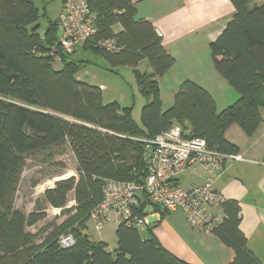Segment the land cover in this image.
I'll return each instance as SVG.
<instances>
[{
	"label": "trees",
	"instance_id": "obj_1",
	"mask_svg": "<svg viewBox=\"0 0 264 264\" xmlns=\"http://www.w3.org/2000/svg\"><path fill=\"white\" fill-rule=\"evenodd\" d=\"M234 13L210 44L215 69L239 93L238 99L217 111L211 95L184 80L173 94V104L161 111L158 78L174 63L152 23L135 18L131 0H89L97 32L93 39L114 38L120 50L97 49L112 67L133 68L146 99L138 125L132 107L117 101L103 103L98 86L78 80L81 61L61 53L62 66L50 51L58 38L56 20L41 29L34 0H0V264H190L166 250L152 234L143 238L135 228L117 224V246L92 240L85 232L89 212L102 198V180L142 182L146 173L145 142L178 124L187 138L201 137L211 148L226 153L236 149L224 138L236 123L251 135L261 122L264 107V0H230ZM260 1L261 3H259ZM120 30L114 31L113 26ZM72 54V53H71ZM146 59L151 73L134 68ZM67 144L76 176L58 179L25 213L14 205L15 193L27 155ZM264 161V153L262 156ZM72 194L73 206H67ZM147 205L140 204L141 210ZM224 219L214 234L233 251L230 264H262L247 248L239 229L240 208L235 200L222 202ZM67 217L36 241L27 230L46 217V207ZM155 210V207H154ZM71 233L73 244L58 238Z\"/></svg>",
	"mask_w": 264,
	"mask_h": 264
},
{
	"label": "crops",
	"instance_id": "obj_2",
	"mask_svg": "<svg viewBox=\"0 0 264 264\" xmlns=\"http://www.w3.org/2000/svg\"><path fill=\"white\" fill-rule=\"evenodd\" d=\"M131 2L135 7V18L152 23L165 49L174 58L173 65L158 78L161 111L173 104V94L184 80H190L204 88L213 98L217 111L223 110L238 99L239 93L215 69L210 51V44L219 36L234 13L230 0ZM42 9L43 14L44 7ZM61 10L62 3L53 18L54 21ZM113 29L119 31L120 26L114 25ZM79 49L86 50L83 45H79L72 53H78ZM80 61L81 66H85L86 62ZM124 67L133 71L129 66ZM134 69L148 74L152 72L146 59L139 61ZM95 86L100 88L102 97L104 85L99 83ZM108 100L107 102H110L111 99ZM120 106L128 107L121 104ZM259 114L261 122L251 135H246L236 123L226 128L225 140L233 145L235 153L242 154L244 159L225 161L224 172L215 180L214 187L225 199L238 203L239 229L246 237L247 248L264 264V107L259 108ZM188 173L193 177L188 184L203 182L199 169ZM177 182L179 183V179ZM146 206L143 208L144 212L154 210V207H151V210L147 211ZM154 211L152 234L170 253L190 264H230L233 251L216 234L192 230L179 210L167 212L155 206ZM211 211L217 213L215 207Z\"/></svg>",
	"mask_w": 264,
	"mask_h": 264
},
{
	"label": "built area",
	"instance_id": "obj_3",
	"mask_svg": "<svg viewBox=\"0 0 264 264\" xmlns=\"http://www.w3.org/2000/svg\"><path fill=\"white\" fill-rule=\"evenodd\" d=\"M61 3L62 10L56 19L59 34L49 53L55 60L60 59L58 50L71 54L77 46L88 42L104 51L121 49L114 38L93 39L97 28L89 0H61ZM143 141L146 166L143 181L104 178L102 198L89 212L95 228L100 229L109 220H114L138 231L147 230L153 224L149 217H155V211L141 210L140 204L146 200L152 208L181 211L192 230L213 233L225 215L221 205L225 198L215 189L214 182L224 172L223 163L243 160L242 154L211 148L201 137H184L178 124ZM196 169L202 173V183L181 185L177 182L182 173ZM138 191L143 194V202L136 195ZM213 207L217 213L211 211ZM58 242L63 247L70 246L74 242L73 235L62 234Z\"/></svg>",
	"mask_w": 264,
	"mask_h": 264
},
{
	"label": "rangeland",
	"instance_id": "obj_4",
	"mask_svg": "<svg viewBox=\"0 0 264 264\" xmlns=\"http://www.w3.org/2000/svg\"><path fill=\"white\" fill-rule=\"evenodd\" d=\"M42 14L38 20L41 28L47 23V19L53 20L56 17L60 0H35ZM43 12V13H45ZM71 60L86 62L81 66L74 76L78 79L98 85L102 83L105 87L103 90L102 100H116L121 105L132 107V116L134 121L141 125L140 110L146 99L141 95L138 84L135 80L134 73L124 66L112 67L100 55H96L91 49H79L78 53L69 55ZM62 66L60 61H55L53 67L59 69ZM76 162L74 156L67 144L55 146L47 151L34 152L27 155L25 165L20 175L17 190L14 198L16 208L28 213L33 210L36 199L41 198L43 191L52 187L54 182L61 178L76 176ZM192 175L188 172L182 173L179 178L181 185L188 184L192 180ZM69 201L66 208L73 206L72 194H69ZM146 210L150 211L151 206L147 205ZM67 217V214L60 213V209L46 207L45 219L27 227V230L36 234V241L40 242L53 226L60 224ZM153 221V217H149ZM117 223L109 220L102 228L96 229L94 223L88 218L85 232L92 240H101L106 243L107 249L112 251L117 246L115 236V227ZM155 228V227H154ZM153 228V229H154ZM155 232V229H154ZM143 238L150 236V233L139 231Z\"/></svg>",
	"mask_w": 264,
	"mask_h": 264
},
{
	"label": "water",
	"instance_id": "obj_5",
	"mask_svg": "<svg viewBox=\"0 0 264 264\" xmlns=\"http://www.w3.org/2000/svg\"><path fill=\"white\" fill-rule=\"evenodd\" d=\"M136 195H137V197L139 198V200H140L141 202L144 201V197H143L142 192L138 191V192H136Z\"/></svg>",
	"mask_w": 264,
	"mask_h": 264
}]
</instances>
